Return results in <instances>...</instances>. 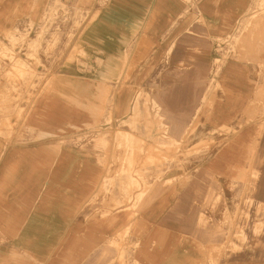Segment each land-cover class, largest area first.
Wrapping results in <instances>:
<instances>
[{"label":"rangeland","instance_id":"374dc122","mask_svg":"<svg viewBox=\"0 0 264 264\" xmlns=\"http://www.w3.org/2000/svg\"><path fill=\"white\" fill-rule=\"evenodd\" d=\"M106 3L19 2L18 17L0 33L1 136L16 131L29 106L52 91L56 78L73 74L76 67L78 74L106 67L84 64L90 29ZM10 4L2 2L0 16ZM132 48L125 56L136 55ZM210 55L208 66L193 58L174 65L170 56L164 57L162 63L146 66V79L132 83L131 91H126L128 77L118 78L116 96L98 98L97 126L70 142L96 153L104 170L99 199L108 198L115 212L127 207L131 220L109 243L116 264H135L130 257L132 220L144 201L164 192L193 202L198 225L211 239L210 264L217 259L222 264L264 261V0H253L248 15L232 34L213 45ZM230 58L245 64L241 67L251 88L241 74L242 87L251 90L238 117L222 122L220 128H208L219 90L227 92L222 67ZM136 67L118 66V77L123 69L127 75ZM162 100L170 102L164 104L167 112ZM215 154L222 156V174L204 175L201 170Z\"/></svg>","mask_w":264,"mask_h":264},{"label":"crops","instance_id":"0c3cea01","mask_svg":"<svg viewBox=\"0 0 264 264\" xmlns=\"http://www.w3.org/2000/svg\"><path fill=\"white\" fill-rule=\"evenodd\" d=\"M8 1L0 16V33L18 17L19 2L28 0H0V10ZM252 4L253 0H107L90 29L84 62L106 67L79 74L76 67L73 74L56 78L52 91L29 106L16 131L9 137L0 135V264H116L109 243L131 220L127 207L115 212L108 198L99 199L104 170L97 155L71 140L97 126L98 98L115 97L118 78L128 77L126 91H131L132 83L146 79V66L160 64L167 56L174 65L192 58L210 65L213 45L235 31ZM131 47L136 55L125 56ZM121 65L138 67L127 75L123 69L118 77ZM241 65L245 64L230 58L222 67L227 92L219 90L208 128H220L243 111L251 89L245 92L241 74L250 88L251 80ZM166 103L170 104L162 100L165 112ZM207 166L201 170L204 175H221V154ZM168 194L144 201L132 220L133 263L210 264L211 239L198 225L193 202ZM214 264H222V259Z\"/></svg>","mask_w":264,"mask_h":264}]
</instances>
